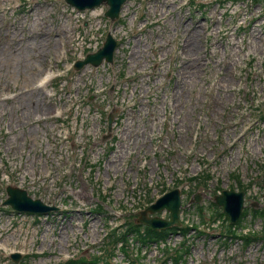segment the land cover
I'll list each match as a JSON object with an SVG mask.
<instances>
[{
	"label": "rangeland",
	"instance_id": "obj_1",
	"mask_svg": "<svg viewBox=\"0 0 264 264\" xmlns=\"http://www.w3.org/2000/svg\"><path fill=\"white\" fill-rule=\"evenodd\" d=\"M0 3V264L91 260L110 227L175 188L191 228L170 237L179 264H264L252 211L264 210V0H126L114 22L107 5L79 16L65 0ZM108 34L113 63L74 70ZM8 185L59 210L19 214L4 206ZM224 190L245 194L249 246L214 205ZM129 245L134 264H166L167 248ZM116 262H131L123 248Z\"/></svg>",
	"mask_w": 264,
	"mask_h": 264
},
{
	"label": "water",
	"instance_id": "obj_2",
	"mask_svg": "<svg viewBox=\"0 0 264 264\" xmlns=\"http://www.w3.org/2000/svg\"><path fill=\"white\" fill-rule=\"evenodd\" d=\"M69 4L75 6L79 10L92 9L99 5L102 0H66ZM108 1L111 9L107 12V16L115 19L118 18L121 6L125 0H105ZM118 5V6H117ZM116 41L113 38H109L104 49L98 54L88 56L86 61L78 62L76 69L80 70L83 65L92 63L95 66H99L103 59L108 62L113 61L114 50L116 48ZM113 46V47H112ZM180 190L176 189L159 199L155 204L147 208L141 213L139 223L147 225L154 230H163L170 228L174 225H180L179 212L181 208ZM9 199L6 205H12L18 211H26L32 213H48L56 211L55 207H48L44 205L40 200L34 201L28 197L26 192L19 189L8 188ZM217 204L224 208V212L229 216L232 223H237L242 215L244 208V193L243 192H230L225 191L222 196L215 198ZM197 202H200V198L197 197ZM50 208V209H49ZM168 209L171 212L172 220L166 221L158 217L151 218L149 213L155 214L163 209ZM13 259L18 261L20 256H13Z\"/></svg>",
	"mask_w": 264,
	"mask_h": 264
},
{
	"label": "trees",
	"instance_id": "obj_3",
	"mask_svg": "<svg viewBox=\"0 0 264 264\" xmlns=\"http://www.w3.org/2000/svg\"><path fill=\"white\" fill-rule=\"evenodd\" d=\"M256 214H264V211L258 212V210H256L255 212ZM247 212L244 213V217L246 216ZM227 219V222H229V219ZM233 228L236 229H242V222H240L237 226H234L233 224L228 225L227 228V233L229 235H232V237H236L235 232L233 231ZM178 231H180L179 228H173L171 229L169 232L167 231H154L149 227H143L141 225H138L137 223L132 222L130 224V229L128 231V233L126 234L127 237L131 236V235H138L143 244H153V245H159L161 242L164 243V241L168 238L169 234L171 232L177 233ZM242 240H244V242L246 243V245H249L254 238L253 233L248 232L246 234H244L242 232V235L240 237ZM182 256H180L181 258ZM108 258V260H107ZM73 264H77V262H73ZM92 264H113V257L110 255L106 258H101L99 257L98 259H96Z\"/></svg>",
	"mask_w": 264,
	"mask_h": 264
},
{
	"label": "bare ground",
	"instance_id": "obj_4",
	"mask_svg": "<svg viewBox=\"0 0 264 264\" xmlns=\"http://www.w3.org/2000/svg\"><path fill=\"white\" fill-rule=\"evenodd\" d=\"M18 22H16V24H17ZM185 23V22H184ZM230 24V23H229ZM189 27V25H187L186 24V27ZM229 27V26H228ZM186 30V29H185ZM184 30V31H185ZM174 40V39H173ZM215 52H217V50H215L213 53L214 54H217V53H215ZM238 52V51H237ZM233 63H236V60L233 62ZM233 63H232V65H233ZM54 78V76H53V73H51V74H48L45 78H43V79H41L40 81H39V83H38V85H39V87H44L47 83H49L52 79ZM225 84V83H224ZM220 85V84H219ZM226 85V84H225ZM225 85H221V86H219V88L221 89V88H226L227 86H225ZM48 115V114H47ZM8 241V240H7ZM6 241V243L7 244H1V246L2 247H7V246H9L10 245V243L8 244V242ZM34 256H35V254H34Z\"/></svg>",
	"mask_w": 264,
	"mask_h": 264
}]
</instances>
